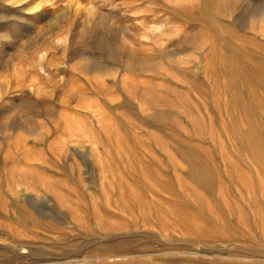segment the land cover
Returning <instances> with one entry per match:
<instances>
[{
  "label": "rangeland",
  "instance_id": "rangeland-1",
  "mask_svg": "<svg viewBox=\"0 0 264 264\" xmlns=\"http://www.w3.org/2000/svg\"><path fill=\"white\" fill-rule=\"evenodd\" d=\"M0 264H264V0H0Z\"/></svg>",
  "mask_w": 264,
  "mask_h": 264
}]
</instances>
